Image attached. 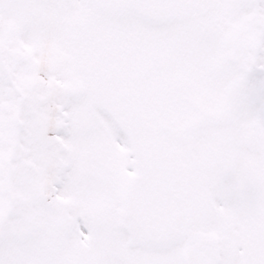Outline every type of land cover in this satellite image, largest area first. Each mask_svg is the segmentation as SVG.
<instances>
[{
    "label": "snow or ice",
    "instance_id": "1",
    "mask_svg": "<svg viewBox=\"0 0 264 264\" xmlns=\"http://www.w3.org/2000/svg\"><path fill=\"white\" fill-rule=\"evenodd\" d=\"M0 264H264V0H0Z\"/></svg>",
    "mask_w": 264,
    "mask_h": 264
}]
</instances>
